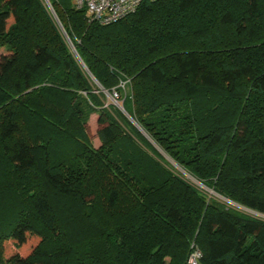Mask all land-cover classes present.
Segmentation results:
<instances>
[{
  "label": "trees",
  "instance_id": "16d2710c",
  "mask_svg": "<svg viewBox=\"0 0 264 264\" xmlns=\"http://www.w3.org/2000/svg\"><path fill=\"white\" fill-rule=\"evenodd\" d=\"M51 2L0 0V264H264V0Z\"/></svg>",
  "mask_w": 264,
  "mask_h": 264
},
{
  "label": "built area",
  "instance_id": "2783aa9c",
  "mask_svg": "<svg viewBox=\"0 0 264 264\" xmlns=\"http://www.w3.org/2000/svg\"><path fill=\"white\" fill-rule=\"evenodd\" d=\"M145 1L147 0H75L74 6L77 9H84L89 21L110 24L134 13ZM43 2L58 21L50 0H43ZM258 215L264 218V214ZM202 255L200 248L193 243L192 251L185 264H201Z\"/></svg>",
  "mask_w": 264,
  "mask_h": 264
},
{
  "label": "rangeland",
  "instance_id": "374dc122",
  "mask_svg": "<svg viewBox=\"0 0 264 264\" xmlns=\"http://www.w3.org/2000/svg\"><path fill=\"white\" fill-rule=\"evenodd\" d=\"M51 2V0H50ZM74 2L75 0H67L66 4L68 5H74ZM51 5L55 11V14H56V18L58 19V24L60 23L61 24V21L59 20V17L57 15V12L51 2ZM47 7V6H46ZM49 10V8H47ZM50 12V10H49ZM51 13V12H50ZM53 17L54 15L51 14ZM4 54H7V50L5 48H1L0 47V57ZM94 80V79H93ZM95 81V80H94ZM95 83L99 86V83L97 81H95ZM126 90H127V87H126ZM104 93L106 94L108 100L113 103L115 105V101L117 100L119 103H121L118 99V96H111L109 91H106V90H103ZM29 91H24L25 94H27ZM112 94V93H111ZM114 95L116 93H113ZM117 95V94H116ZM98 113H93L91 114L90 118H89V121H88V124H89V137H90V142L92 144V146L96 149H98L100 146H101V140L98 136V128H99V125H98ZM160 152L162 153V155L169 161L170 165L176 170L178 171L179 173H181L187 180H189L191 183L195 184L196 186L198 187H201V188H204V189H207L209 192H214V190L212 189H208L207 187H205L198 179H196L194 176H192L189 172H187L185 169H183L179 164H177L169 155H167L163 150H161L159 147H157Z\"/></svg>",
  "mask_w": 264,
  "mask_h": 264
},
{
  "label": "water",
  "instance_id": "95a60500",
  "mask_svg": "<svg viewBox=\"0 0 264 264\" xmlns=\"http://www.w3.org/2000/svg\"><path fill=\"white\" fill-rule=\"evenodd\" d=\"M59 25L63 28L62 24L59 23ZM73 49L75 50V47H73ZM105 90V89H103ZM107 91V90H106ZM111 96H117L116 94L114 95L113 93L111 94ZM115 105L118 106L131 120L132 122L135 124V126L143 133L146 135L145 131L142 129V127L128 114V112L125 110L124 106L119 103L117 100L115 101Z\"/></svg>",
  "mask_w": 264,
  "mask_h": 264
}]
</instances>
